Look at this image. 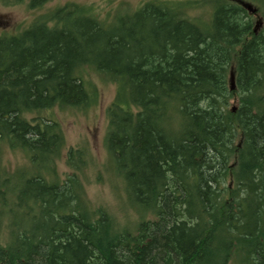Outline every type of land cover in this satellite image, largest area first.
<instances>
[{
  "label": "trees",
  "instance_id": "trees-1",
  "mask_svg": "<svg viewBox=\"0 0 264 264\" xmlns=\"http://www.w3.org/2000/svg\"><path fill=\"white\" fill-rule=\"evenodd\" d=\"M216 2L202 24L167 1L109 19L66 3L0 34V141L34 166L17 179L0 168V264H264V28ZM87 68L115 84L105 145L129 199L155 215L133 234L90 209L73 175L39 173L63 135L38 113L87 106ZM14 205L36 221L9 220Z\"/></svg>",
  "mask_w": 264,
  "mask_h": 264
},
{
  "label": "rangeland",
  "instance_id": "rangeland-1",
  "mask_svg": "<svg viewBox=\"0 0 264 264\" xmlns=\"http://www.w3.org/2000/svg\"><path fill=\"white\" fill-rule=\"evenodd\" d=\"M147 1L149 0H47L41 5L30 7L31 0H0V34L18 32L40 16L66 3L91 7L92 13L97 17L109 19L114 16V13L131 12ZM152 1L182 4L183 15L202 24L210 20L212 4L218 0ZM242 1L256 7L257 10L254 13L246 10L254 32L260 31L264 28V0ZM84 77L96 94L87 106L74 108L54 106L38 113L44 118H53L63 135L61 149L45 167L39 170V173L48 180L56 182H62L73 175L78 180V184L74 187L83 195L90 209H100L107 213L114 229L118 232L127 231L133 234L137 232L140 223L153 219L155 215L150 210L146 211L134 205L129 199L125 183L115 169V163L105 145V134L108 128L107 108L113 101L115 84L104 80L89 68L84 72ZM236 105V99L232 98L229 107L234 110ZM33 167L26 151L17 146H10L5 140L0 141V168L5 174L12 179H17L16 177L20 178L32 173ZM16 183L19 187L22 182L16 181ZM26 207L29 206L14 205L8 216L9 220L22 227L23 224L27 227L35 222L34 217L38 210L32 207L27 217L29 208ZM1 208L2 206L0 210ZM5 221L6 219H3L0 224L3 225ZM1 225L0 241L5 240L8 235L6 228ZM238 260L232 256L227 264H239Z\"/></svg>",
  "mask_w": 264,
  "mask_h": 264
},
{
  "label": "water",
  "instance_id": "water-1",
  "mask_svg": "<svg viewBox=\"0 0 264 264\" xmlns=\"http://www.w3.org/2000/svg\"><path fill=\"white\" fill-rule=\"evenodd\" d=\"M236 1L240 3L242 7L246 8L249 12L254 13L257 10L256 7L252 6V4L248 2H244L242 0H236ZM229 82H230V89H233L234 88V73L232 70L230 71ZM255 264H263V263H255Z\"/></svg>",
  "mask_w": 264,
  "mask_h": 264
}]
</instances>
